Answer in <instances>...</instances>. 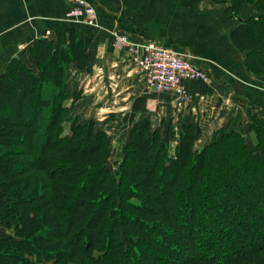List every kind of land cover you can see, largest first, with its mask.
Returning a JSON list of instances; mask_svg holds the SVG:
<instances>
[{
	"label": "trees",
	"instance_id": "obj_1",
	"mask_svg": "<svg viewBox=\"0 0 264 264\" xmlns=\"http://www.w3.org/2000/svg\"><path fill=\"white\" fill-rule=\"evenodd\" d=\"M249 3L258 12L245 19ZM230 9L247 68L264 71V0ZM28 58L35 67L18 55L0 70V220L15 227L0 239V264H70L79 254L74 264H264V117L252 124L255 147L234 127L198 149L193 124L164 135L137 124L111 170V141L94 119L66 136L58 126L69 88L61 69L86 58L82 40L54 48L45 36Z\"/></svg>",
	"mask_w": 264,
	"mask_h": 264
},
{
	"label": "crops",
	"instance_id": "obj_2",
	"mask_svg": "<svg viewBox=\"0 0 264 264\" xmlns=\"http://www.w3.org/2000/svg\"><path fill=\"white\" fill-rule=\"evenodd\" d=\"M92 1L98 10V26L66 21L68 0H0V70L14 56L28 58L33 43L52 32L57 41L64 43L75 34L82 40L86 58L72 65L89 70L83 93L85 103H90L91 115L94 109L92 118L103 121L112 117L124 122L136 114V119H140L144 108L151 112L159 110L165 123H171L176 130L183 124L198 127L199 148V143L239 125L249 108L257 109L264 117V71H250L245 64L246 53L231 39L214 37L206 43L200 38L205 34L204 28L193 35L172 32L177 30L171 27L179 24L174 20V11L180 17L186 8L197 9L200 0H127L132 3V11L120 10V0ZM147 8L154 10L148 21L144 20ZM114 28L129 32L137 41H158L194 55L207 65L212 80L186 81L197 97L184 104H177L172 93L145 94L144 77L134 73L124 47L115 44L111 34ZM89 112L87 117L91 116Z\"/></svg>",
	"mask_w": 264,
	"mask_h": 264
},
{
	"label": "rangeland",
	"instance_id": "obj_3",
	"mask_svg": "<svg viewBox=\"0 0 264 264\" xmlns=\"http://www.w3.org/2000/svg\"><path fill=\"white\" fill-rule=\"evenodd\" d=\"M193 1L194 0H191V2H193ZM14 2L16 3V0H14ZM232 5H233V0H200L197 9L186 8L185 11H182L180 17L178 15L177 10H175L174 14H173L174 20H175V22L179 21V24H177L176 26L171 27V28H172V30H177V31H172L170 29H168V30H170V31H172L178 35H193V34H198V32H200L198 30L204 28L205 31H203V32H205V34H204V36H200V38H204L206 40L205 41L206 43L210 42L214 37L217 39H219V38L223 39L224 36H227V39L232 40V38L230 37V34H232L233 30L238 26V24H239L238 22L241 21L240 17H238V15L234 14L231 11L230 8ZM122 9L127 10V11H132L133 10L132 3H129L127 0H120V10H122ZM144 12L146 14L144 20L148 21L149 16L153 15L154 10H153V8H147V9H144ZM257 12L258 11H257L256 7L253 4L249 3L247 6H245L242 17L247 19L250 16L256 15ZM66 21H68V20L66 19ZM98 21H99V18H98ZM69 22L71 23V21H69ZM76 24H81V23H76ZM113 30L111 31V34L114 38L115 44H117L116 38L113 34ZM122 31H124V30H122ZM124 32L127 33L130 37H132V35L129 32H126V31H124ZM145 41H152V40H145ZM159 43H161V42H159ZM161 44H163V43H161ZM218 44H220V42H218ZM163 45H165V44H163ZM165 46H167V45H165ZM209 46H210V44H209ZM209 46H207V47H209ZM124 50L126 52L125 48H124ZM213 53H214L213 55H216L215 52H213ZM19 56L22 57L29 65H33L35 67V64L32 61H30L29 58L25 57L24 55H19ZM126 58H128V60L130 61V58L128 57V55H126ZM12 59L10 60V62L12 61ZM197 59L198 58H196V60ZM59 64H60V61H59ZM7 65L5 67H3L2 70H5ZM201 65H203V64H201ZM203 67L207 70L206 72L209 75V80H203V81L204 82H210L212 80L213 75H212L211 71L208 69L207 65H203ZM133 68H134V66H133ZM134 73L137 74L135 72V69H134ZM62 74H65L66 79L68 77V80L70 79V81H69V88L67 90L68 96L64 102V107L66 108L67 114L64 116V118H62V120H60L58 122V126H61L60 127L61 128V131H60L61 136L69 135L76 127L75 122L76 123H83L89 119H94L95 123H96V127L102 131H105L107 133V135L109 136V139L111 141V157H110V161H109V168H111V170H114L117 166H119V161L124 156V153L126 150V143L130 139L133 128L137 124H141V125L150 124L153 127H157V129L161 130L162 135H164L166 133L168 126L171 125V123H169V124L165 123V120L163 118L164 115L162 116V113H160L159 110L151 112L147 108L146 109L144 108L140 112V116H139V117H141L140 119H136V115H137L136 114L135 116L127 117V119L124 122H122L121 120H116L112 117H110L107 120H103V121L97 120L94 117L92 118V116L94 114V109H93L92 115H91V110L89 112V109L91 107L90 103L89 104L85 103L86 101H85V97H84V93H83L84 92V87H83L84 82L83 81L85 79L88 80V78L90 77L89 70L88 69L84 70L81 68L77 69V66L70 64L69 68L66 69L65 73L61 69V77H62ZM198 80H202V79H198ZM189 81H196V80H189ZM185 85L187 87V91L189 93V96L184 97V98L180 97L178 94H176L175 92H172V91H164V92L148 91L147 89H145L146 86L144 88V92L147 95H151L153 93L156 95L167 94V93L171 94L172 93L176 97V103L177 104H184L187 102H192L197 97V95L188 87L186 82H185ZM18 99H19V96H18ZM118 106H119V104H118ZM36 107L38 110L37 114L40 115V108H38V106H36ZM145 107H146V105H145ZM6 108L8 111L7 114L10 115V117L16 118V115H14L15 113L13 110V106H11L10 104H7V105H5V109ZM88 112L91 115L90 117H87ZM3 114H6L5 111L3 112ZM86 114H87V116H86ZM116 114L119 115L118 113H116ZM259 115H260V113L258 112L257 109L249 108L247 111V114L244 115L242 121L239 122V125L236 124L235 126H232L236 129H240L246 135V137L248 139V143L252 147H255L256 143H257V134H256L254 127H252V124L253 123L256 124L255 120L257 119V117H259ZM41 116H42V114L40 115V117ZM40 132H41L40 129H38V133H40ZM220 133H222V132H220ZM220 133H218V134H220ZM212 139L207 140V142L203 143V144L199 143L200 147L198 149H203V147H205L209 142H211ZM198 140H200V137ZM176 142H177V139L175 138L172 141V153H173V155L176 154V145H175ZM196 145H197V143H196ZM2 194H3V192L0 190V196ZM144 199H146V198H144ZM144 199L141 196H134V197L130 198V201L136 205H144V204H146V201H147ZM148 206H150V205H148ZM131 211H133V210H131ZM43 212L44 211H38V214H41ZM133 212L135 214L143 216L147 220L153 221V220H155V218H157L156 215L143 214L138 209H137V211H133ZM144 213H146V212H144ZM45 226H47V225L42 226L41 230H43L45 228ZM39 230L40 229H38V231ZM14 234H15V227L13 225L7 226L0 220V239L2 237H6V236H10V237L15 236ZM81 256H83V255L79 254L75 258H70V260H68V261L70 262V264H74L78 259H80ZM85 264H94V261L87 260V262ZM245 264H248V262ZM257 264H260V262H258Z\"/></svg>",
	"mask_w": 264,
	"mask_h": 264
},
{
	"label": "built area",
	"instance_id": "obj_4",
	"mask_svg": "<svg viewBox=\"0 0 264 264\" xmlns=\"http://www.w3.org/2000/svg\"><path fill=\"white\" fill-rule=\"evenodd\" d=\"M69 4L68 21L98 26V10L92 0H69ZM113 34L117 44L126 49L135 72L144 77L148 91H172L184 98L189 96L186 81L209 80L207 70L190 53L157 41H136L119 28H114Z\"/></svg>",
	"mask_w": 264,
	"mask_h": 264
},
{
	"label": "water",
	"instance_id": "obj_5",
	"mask_svg": "<svg viewBox=\"0 0 264 264\" xmlns=\"http://www.w3.org/2000/svg\"><path fill=\"white\" fill-rule=\"evenodd\" d=\"M49 38L54 41V48H56L58 46V41H57V37L54 34V32H52L51 34H49Z\"/></svg>",
	"mask_w": 264,
	"mask_h": 264
}]
</instances>
